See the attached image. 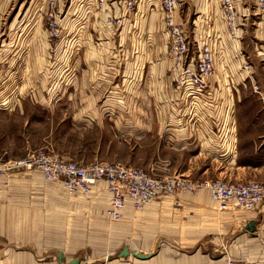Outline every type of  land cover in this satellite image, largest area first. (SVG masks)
<instances>
[{
	"label": "rangeland",
	"instance_id": "374dc122",
	"mask_svg": "<svg viewBox=\"0 0 264 264\" xmlns=\"http://www.w3.org/2000/svg\"><path fill=\"white\" fill-rule=\"evenodd\" d=\"M236 2L241 22L237 39L230 35L221 0H181L178 20L188 23L191 57L197 56L199 45L208 44L215 60V72L208 80L216 85L225 81L232 87L209 88L202 91L203 105L198 97L189 98L192 101L183 106L181 93L175 99L168 77L169 33L160 0H142L127 15L129 18L114 29L98 24H106V14L97 0H65L59 37L52 36L47 24L49 0H0V163L5 168L0 175H42L39 169L25 171L10 166L32 153L46 152L76 163L138 166L156 177L181 175L199 182L264 181V140L260 141L262 151L244 154L237 161L249 164L250 170H225L226 163L220 159H228L235 144L230 127L225 129L226 121L216 123L219 145L213 159L179 153L172 145L173 139L160 141L153 134L143 136L141 127L143 117L149 115L217 114L219 105H223L220 113H225V119L238 112L264 114V76L255 74L262 89L254 92L245 66L256 64L263 72L264 16L256 0ZM156 47L161 55L154 66L150 58ZM254 47L260 48L254 51ZM242 52L247 61L241 65ZM38 56L42 57L43 68L36 70L32 64L40 60ZM249 69L252 73L251 66ZM240 83L244 84L235 90L233 86ZM225 91L229 95L223 96ZM168 142L170 148L164 145ZM246 150L251 151L252 147L247 146ZM201 192L211 196L208 190L183 193ZM122 223V219L114 221L105 214L101 218V234L78 235L80 258L97 264L106 255L112 259L126 242L139 239L140 235L126 232ZM5 239L0 234V246L5 245ZM199 252L200 262L210 260L211 264L224 253Z\"/></svg>",
	"mask_w": 264,
	"mask_h": 264
},
{
	"label": "crops",
	"instance_id": "0c3cea01",
	"mask_svg": "<svg viewBox=\"0 0 264 264\" xmlns=\"http://www.w3.org/2000/svg\"><path fill=\"white\" fill-rule=\"evenodd\" d=\"M109 6L107 9H112L110 13L121 14L115 0H109ZM237 9L240 11L238 5ZM103 11L106 14V24H98L112 29L118 27L108 21L110 13ZM129 16L122 20V24ZM182 22L188 29L187 21ZM259 48L254 47L253 50ZM167 53L169 55V47ZM151 55L150 59L155 66L157 57L161 55L159 48H154ZM243 57L244 54L240 57L243 59L241 65L247 61ZM38 58L32 64L36 70L43 68L42 57ZM168 59L171 60L168 77L172 80L175 99L180 92L182 105L187 106L192 101L189 98H201L202 92L188 91L186 85L178 83L180 70L175 67L170 56ZM263 60L262 58V62ZM255 65H249L252 70L250 73L249 69V79L254 92H259L256 87L258 90L262 87L255 74L257 77L264 76V66L260 73L261 69ZM210 81L208 80L206 91L209 88L225 90L228 86L229 90L232 89L231 84L225 81L218 85ZM241 84L244 83L236 84L233 88L239 91ZM158 85L160 86L159 83ZM225 94L226 91L223 96ZM204 102V98H201L200 103L203 105ZM222 106L217 107V114L213 111L201 114L160 113L143 117V136L153 134L160 141L165 138L173 139L172 145L177 152L209 158L216 153L215 147L219 145L216 142V123L226 121L225 129L227 131L230 127L235 144L229 158L221 157L220 160L226 163V171L250 170L249 164H239L237 161L244 154L259 153L262 145L260 141L264 140V114L238 112L235 116L228 114L232 118L225 119V113H220ZM164 145L171 147L170 142ZM247 146H251L252 150L247 151ZM227 165L230 167H226ZM42 175L38 172L16 173L9 178L0 175V234L6 236L5 245L0 246V264H71L76 259L80 261L79 264H88V261L80 258L82 247L78 242V235H99L103 232L101 218L109 205L106 183H98L89 194H71L62 182L47 181ZM6 180L8 185H5ZM122 221L126 232L140 235L137 237L139 239L126 242L116 250L112 259H108L109 255H106L97 264H211L210 260L203 259L200 262L199 251L202 250L224 251L219 260L212 259V264H228V261L232 262L230 264H264V206L255 211H244L233 206L222 209L206 192L196 195L168 194L157 198L140 211H135L128 204ZM251 222L255 224L249 229ZM72 235L76 237L73 238ZM124 247L145 255L151 254V257L140 259L132 253L120 257Z\"/></svg>",
	"mask_w": 264,
	"mask_h": 264
},
{
	"label": "built area",
	"instance_id": "2783aa9c",
	"mask_svg": "<svg viewBox=\"0 0 264 264\" xmlns=\"http://www.w3.org/2000/svg\"><path fill=\"white\" fill-rule=\"evenodd\" d=\"M65 0H49L48 22L53 37L61 34V17ZM121 14H112L107 9L109 0H97L98 7L110 13V23L120 27L122 20L132 13L142 0H115ZM230 35L237 39L241 35V22L236 0H221ZM258 10L264 16V0H256ZM164 12L165 26L169 33V56L180 70L178 83L187 90L204 91L208 77L215 72L214 53L208 44L199 45L197 56L191 57L190 37L187 27L178 20L181 0H160ZM264 57V49H263ZM195 63L191 65L190 63ZM194 66V67H191ZM249 70V65H246ZM256 91L258 88L256 87ZM22 167L25 171L39 169L48 181L62 182L70 193L89 194L100 182H105L109 193L106 216L114 221L124 217V210L131 204L135 211L142 210L163 195L183 192L196 193L208 190L220 208L236 207L244 211L259 210L264 206V181L230 183L222 179L205 182L194 181L185 176L156 177L144 168L119 162L76 163L46 152L32 153L10 167ZM8 167V168H10ZM5 169L0 163V170Z\"/></svg>",
	"mask_w": 264,
	"mask_h": 264
},
{
	"label": "water",
	"instance_id": "95a60500",
	"mask_svg": "<svg viewBox=\"0 0 264 264\" xmlns=\"http://www.w3.org/2000/svg\"><path fill=\"white\" fill-rule=\"evenodd\" d=\"M254 224H255L254 222H251V223L248 225V228H249V229L253 228V227H254ZM130 253H132L133 255H135L136 257H138V258H140V259H148V258L151 257V254H147V255H145V254L139 253V252L136 251V250H130L128 247H124V248L121 250L119 256H120V257L127 256V255H129ZM61 257H62V255H61ZM79 262H80V261H79L78 259H76V260L72 261L71 264H79Z\"/></svg>",
	"mask_w": 264,
	"mask_h": 264
}]
</instances>
